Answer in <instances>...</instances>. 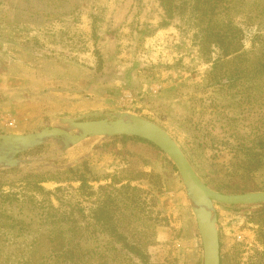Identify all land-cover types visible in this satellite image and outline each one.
Returning a JSON list of instances; mask_svg holds the SVG:
<instances>
[{
	"label": "rangeland",
	"instance_id": "rangeland-1",
	"mask_svg": "<svg viewBox=\"0 0 264 264\" xmlns=\"http://www.w3.org/2000/svg\"><path fill=\"white\" fill-rule=\"evenodd\" d=\"M192 5L0 0L1 63L18 77L47 78L34 80L39 109L20 134L69 129L62 118L138 115L164 128L211 188L264 191V166L250 168L240 145L264 139V74H246L264 57V0H199L203 16ZM222 27L241 53L222 51ZM145 140L91 136L65 146L53 138L0 166V264H64L68 244L90 251L91 264H203L187 187ZM259 205L214 203L222 264H249L264 251ZM73 229L80 239L70 244Z\"/></svg>",
	"mask_w": 264,
	"mask_h": 264
},
{
	"label": "water",
	"instance_id": "water-1",
	"mask_svg": "<svg viewBox=\"0 0 264 264\" xmlns=\"http://www.w3.org/2000/svg\"><path fill=\"white\" fill-rule=\"evenodd\" d=\"M62 123L74 128L53 126L26 134L0 135V166H12L17 163L15 156L43 142L62 138L65 146L74 145L91 136L132 135L150 141L165 152L174 162L187 187L189 197L194 206L198 229L202 238L203 264H221L220 239L217 228V217L214 214V203L229 205L264 203V191L224 193L208 186L194 170L176 140L160 125L138 115L128 117L120 115L112 119L82 120L78 118H62Z\"/></svg>",
	"mask_w": 264,
	"mask_h": 264
},
{
	"label": "trees",
	"instance_id": "trees-1",
	"mask_svg": "<svg viewBox=\"0 0 264 264\" xmlns=\"http://www.w3.org/2000/svg\"><path fill=\"white\" fill-rule=\"evenodd\" d=\"M192 8L195 9L194 11H198V13H202V16L204 15L203 12H205L207 10L205 7H203L201 5L199 6V0L198 1L194 0V5H192ZM222 31H224L223 27L219 30V33H217V35H216L218 38L217 42L220 43V47L222 48V51H226V52L231 51V52L236 53V54L241 53V51L243 50L242 48L236 49V39L234 38V39L229 41L227 39V37L225 36V34L222 33ZM251 68H252V72L247 70L246 74H252L253 76H262L264 74V57L260 58V60L256 64L252 65ZM237 71H238V73L243 74L245 72L244 65L238 66ZM121 137L125 138L127 136H121ZM146 142L153 145L149 141H146ZM251 142L252 143H249V145L245 142H241L240 145L243 146V148H244V151L246 153L245 160L248 163L249 167L252 169H258V168L264 166V139H260L259 141L252 140ZM168 161L172 165V167L177 171L176 166L170 160H168ZM35 175L36 174H34V176ZM59 182H61V181H59ZM126 187H127L126 185H122L121 188H114V190L116 191V193L119 194L120 191L125 189ZM213 189H217V188H213ZM238 191L246 192V191H250V190L246 189V190H238ZM225 192H228V191H224V193ZM108 198H110V197H108ZM259 206H260L259 212H261L264 215V204H260ZM102 208H104V203H102L100 209H102ZM95 217L98 220H100L101 222L104 221V218L100 212H99V215L96 212ZM75 234L76 233L73 229L71 231V240H74V241H71L70 244L72 242H75L77 239H80L79 237L75 238ZM132 249H133V253L135 255H138L140 259H147V253H146V251L143 250V248L132 247ZM59 256L62 257L63 259H65L62 261L64 264H91L89 262V260L92 257L90 251L87 250L86 252H83L77 246H71L69 244L67 247H65L64 249L61 250V253ZM262 257H264V251L256 250L255 254L251 255L248 258L250 260L249 264H258V262L261 260ZM223 258L225 261V255L222 254V252H221V264L223 262ZM102 264H104V261Z\"/></svg>",
	"mask_w": 264,
	"mask_h": 264
},
{
	"label": "crops",
	"instance_id": "crops-1",
	"mask_svg": "<svg viewBox=\"0 0 264 264\" xmlns=\"http://www.w3.org/2000/svg\"><path fill=\"white\" fill-rule=\"evenodd\" d=\"M15 70L10 63L3 65L0 61V133L20 134L25 131L28 126L27 120L35 109H39L31 96L34 80L38 84L47 82V78L42 77L39 79L27 75L18 77ZM41 84L43 86V83Z\"/></svg>",
	"mask_w": 264,
	"mask_h": 264
}]
</instances>
